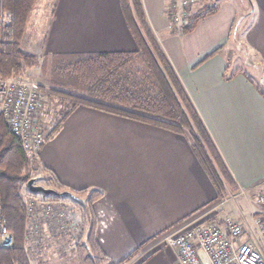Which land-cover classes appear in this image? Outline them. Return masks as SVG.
Wrapping results in <instances>:
<instances>
[{
  "label": "crops",
  "instance_id": "1",
  "mask_svg": "<svg viewBox=\"0 0 264 264\" xmlns=\"http://www.w3.org/2000/svg\"><path fill=\"white\" fill-rule=\"evenodd\" d=\"M198 2L192 10L203 6ZM167 3L141 0L146 21L236 186H255L264 179V94L244 71L259 68L257 78L264 79V0L210 3L215 11L186 34L171 31ZM43 6L20 40V48L37 60L137 50L119 0H45ZM232 32L235 45L244 47L236 64L228 48ZM40 70L26 73L42 86ZM44 99L58 122L68 100L45 92ZM34 165L65 189L99 194L91 205L97 240L112 260L138 249L128 264H177L175 251L160 237L218 195L185 132L85 104L45 135Z\"/></svg>",
  "mask_w": 264,
  "mask_h": 264
},
{
  "label": "trees",
  "instance_id": "2",
  "mask_svg": "<svg viewBox=\"0 0 264 264\" xmlns=\"http://www.w3.org/2000/svg\"><path fill=\"white\" fill-rule=\"evenodd\" d=\"M35 1L0 0V7L12 14L7 28L0 25V76L23 72L36 62L32 54L18 45ZM119 2L137 50L52 56L53 67H57L53 72H59L60 77L67 79L71 86L80 91H52L67 99L69 105L56 123L57 126L72 108L85 104L183 131L188 135L194 151L207 162L211 170L210 178L217 187L223 189L224 185L235 190L237 186L215 143L146 21L141 0ZM214 11V7L206 5L197 10L191 9L182 25H176L169 18L171 31L189 33L200 18ZM32 165L25 157L19 139L10 132L7 122L0 116V210L6 219L7 230L13 237L12 246L0 247V264H37L36 258L30 257L27 250L31 246L28 242V224L32 214L22 193V189L27 190L25 183L31 177ZM48 178L41 177L45 186L65 189L56 181L54 184L47 182ZM70 191L85 199V202L67 195L41 196L51 200H71L82 209L81 232L74 247L76 264H128L138 249L120 260H112L97 240V225L91 205L99 194L96 191L88 194L84 190ZM26 193L35 194L28 190ZM33 217L36 218L35 215ZM46 229L49 231L48 226ZM38 235L42 241V232ZM82 236H85L84 242L81 241Z\"/></svg>",
  "mask_w": 264,
  "mask_h": 264
},
{
  "label": "built area",
  "instance_id": "3",
  "mask_svg": "<svg viewBox=\"0 0 264 264\" xmlns=\"http://www.w3.org/2000/svg\"><path fill=\"white\" fill-rule=\"evenodd\" d=\"M193 1L168 0L166 12L171 21L176 25L185 23ZM11 20L12 14L1 7L0 25L7 28ZM43 97L40 83L23 72L0 76V116L7 122L10 132L19 139L31 164L44 140L37 113ZM260 183L258 186L264 187V179ZM252 187L243 189L238 186L233 195H224L221 202L251 193L254 190ZM253 201L258 210L251 214L252 224L247 225L245 232L242 224L231 217L208 222L207 217L201 214L163 233L160 242L175 251L177 264H264V189L257 192ZM51 215L58 221L64 217L61 211ZM53 225L55 230L62 228L61 223ZM12 244L13 237L0 210V247Z\"/></svg>",
  "mask_w": 264,
  "mask_h": 264
},
{
  "label": "rangeland",
  "instance_id": "4",
  "mask_svg": "<svg viewBox=\"0 0 264 264\" xmlns=\"http://www.w3.org/2000/svg\"><path fill=\"white\" fill-rule=\"evenodd\" d=\"M44 1L45 0L35 1L33 5V9L29 15V18H32V16H34V13L35 15H37L41 11V9L44 8L43 6ZM198 1H199L198 2L199 7L201 5L205 6V4H206V7L207 6L212 7L211 4H213L217 0H198ZM35 9L37 10L36 12H34ZM237 28L238 27H236V23H235L233 27V32ZM233 32L229 40L228 48L232 47L233 55L234 57L235 56L237 57V59L234 60L236 64L237 61L240 62V59H238V56L242 58L244 55V50H243L244 47L243 46L237 47V45H235V41H234L235 34H233ZM18 45L19 47H23V44H20V41ZM35 59H36V62L32 67H40L41 69L40 70L41 74L39 73L37 74H38L41 84H43L41 86L43 96H44V92L53 95L52 91H56V90L67 92V93H79L80 92L75 87L71 86L67 79L60 77L59 72L57 73L53 72V69L56 70L57 67H53L51 56H48L46 60L44 58L45 64H43L44 63L43 59L41 61L37 60L38 58L36 57ZM54 65H55V60H54ZM27 69H25L23 73L29 75L28 73H26ZM233 69H234L233 67H229V72H231ZM244 72H245L244 74L248 76V78L257 85L258 90L264 94V79L258 80L257 78L258 74H260V69L258 68L257 71L254 70L252 72L246 70ZM44 100L45 99L43 97L42 105L40 106L39 110H37V113H38L40 122L42 124L41 126L43 130V135L45 137V135L49 131L51 130L53 131V129L57 125L56 124L57 121H55L56 119L51 113V108L48 106L46 107V105L44 104L43 102ZM201 159L203 160L204 163H206L205 164L206 169L211 176V173H210L211 170L207 166V162L204 161V158L201 157ZM254 161L260 162L258 166L262 165L261 160H254ZM34 164H35V160H34L33 165L30 168L31 176L48 177L47 173L39 171L36 168V165ZM39 180H38L39 183H42L43 185L45 184L41 178ZM47 182L54 184V181L51 178ZM260 182H258L254 188L252 187V189L254 190H252L251 193L249 192L246 195H239V196L236 195L234 197L229 198L226 202H221L222 201L221 199H223L224 195H227V196L233 195L236 189L231 190L228 188L225 190V188L223 189L218 188L217 190L218 195L216 199L210 205L203 208L202 211L200 210L199 213L192 215L191 217L186 219L184 222H186L187 220L199 217V215L201 214H204V217H207L208 222H214L216 220H222L223 218H226V217H231L232 219H235L236 221H239L242 224L243 232H245L246 227H247L246 225L251 226L252 224L251 214H253L255 210H258V207L254 204L253 200L257 192L260 189H264L262 185L258 186L259 184H261ZM240 187H242L243 189L244 188L247 189V187H243V186H240ZM227 190H229V192ZM26 191H27L26 189H22V193H23L24 199L26 200L27 207H29V213L32 214L30 215L29 224H28V233H29L28 242L31 246H28L27 250L29 252L30 257H33V258L35 257L37 264H76V255H75L74 247H75V243L78 240L80 232H81L80 226H81V221H82V218H81L82 209L76 206L74 202L71 200H68V201L51 200L47 198L46 200L42 198L41 196L42 194L40 193H35L34 195H32V194H27ZM49 209H51V212ZM58 211L63 212V216H64L63 219L59 221L56 217L51 215ZM33 215H35L36 218H34ZM208 218L209 219L211 218V220H208ZM95 221L97 225L96 217H95ZM53 223L55 225L61 223L62 228L58 227L61 229L55 230ZM47 226L49 228V231L46 229ZM41 229L42 231H40ZM39 232H42V235H43L42 241H41V237L38 235ZM243 235L241 237V240L244 239ZM84 239H85V236H82L81 241L84 242L85 241ZM37 243L38 245L34 246ZM144 254H147V251H145ZM131 264H136V261Z\"/></svg>",
  "mask_w": 264,
  "mask_h": 264
},
{
  "label": "water",
  "instance_id": "5",
  "mask_svg": "<svg viewBox=\"0 0 264 264\" xmlns=\"http://www.w3.org/2000/svg\"><path fill=\"white\" fill-rule=\"evenodd\" d=\"M40 178L41 176H31L25 183L27 190L32 193H40L45 196L53 195V196L62 197V196L67 195V196L72 197L75 200L85 202V199L77 197L68 189L58 190L53 187L45 186L39 183L38 180Z\"/></svg>",
  "mask_w": 264,
  "mask_h": 264
}]
</instances>
